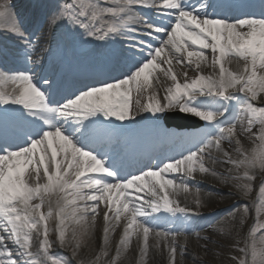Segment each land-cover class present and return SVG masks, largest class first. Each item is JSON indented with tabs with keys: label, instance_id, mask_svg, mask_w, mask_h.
Masks as SVG:
<instances>
[{
	"label": "snow or ice",
	"instance_id": "1",
	"mask_svg": "<svg viewBox=\"0 0 264 264\" xmlns=\"http://www.w3.org/2000/svg\"><path fill=\"white\" fill-rule=\"evenodd\" d=\"M104 4L110 6L99 0H68L50 18V26L64 23L98 41L125 38L128 51L121 55L130 67L122 78L86 85L54 101L34 72L0 70V106H17L29 118L21 143L0 147V264H70L51 251L54 243L75 258L101 216L102 246L92 264L108 257L110 234L118 227L121 235L107 264H119L133 239L142 259L150 247L162 246L169 264H176L178 248L181 256L184 251L178 237H186L187 229H165L160 221L175 217L187 224L197 214L178 199L182 193L192 194L189 181L197 174L217 176L223 183L234 181L245 197L259 179L250 239L238 249L242 256L231 258L235 264H264V106L253 103L264 97V15L233 20L209 15V5L193 6L189 0H104ZM140 9L172 19L157 23ZM0 22L23 44V55L32 63L35 45L8 0H0ZM34 63L40 65V58ZM40 79L48 89L55 85L48 77ZM155 85H162V99ZM175 111L205 126L190 137L191 146L180 158L125 176L117 162L96 146L98 130L113 120H134L140 112L160 119ZM241 136L253 146L245 148ZM225 143L235 144V158L224 149ZM213 151L225 159L217 161ZM206 161L227 163L228 172L235 174L217 173ZM194 203L201 207L198 187ZM244 212L246 216V205ZM53 233L55 242L50 239Z\"/></svg>",
	"mask_w": 264,
	"mask_h": 264
},
{
	"label": "rangeland",
	"instance_id": "2",
	"mask_svg": "<svg viewBox=\"0 0 264 264\" xmlns=\"http://www.w3.org/2000/svg\"><path fill=\"white\" fill-rule=\"evenodd\" d=\"M11 0H8V3L10 5V8L12 12L15 14V16L18 18V22L20 25H22L23 31L25 32L26 36H28L29 33L36 35L39 31V20L47 18V13L44 14V11L48 10V17H49V10L50 8H53V13L56 14L62 5H64L68 0H54V2L49 4L50 6L44 9V7H36L32 10L33 17L28 20L27 16L29 15L30 7L27 9L26 5H20L18 4L16 9L14 8V4L10 2ZM46 2V0H44ZM102 6H110L108 4H104V0H99ZM203 3H206L204 1ZM225 5V4H224ZM219 6L218 3L214 4V9H217ZM227 5L223 6L221 5V9H225ZM259 10H263V8H259ZM141 12H143L147 17H153L155 14V10H149V9H140ZM50 16H52L50 14ZM248 17V15H242L240 18ZM26 24H28L26 26ZM63 24V25H62ZM57 25H62L63 27L68 28V26L64 23H59ZM0 26L5 28L3 23H0ZM69 35L72 37H77V42L74 44H68L66 46L67 51H69L70 48L76 49L79 53H82V51L87 50V47L90 46V43H86L89 39L86 35H81L78 29H72L69 32ZM0 38V70H4V66L10 65L12 62L19 64L20 66H23L25 63H28V61L25 59L24 55L21 54L23 52V49L20 48L17 45V42H19L16 39H13L10 35L6 34L5 31H2ZM125 38L120 37L116 41V44L114 45V49L118 46H122L126 48L127 43L125 44ZM72 45V46H71ZM5 47H8V49L16 50L18 53L10 52V50H7ZM2 49H5L4 51ZM123 50H121V53ZM100 51L98 54L91 57V60H95L98 55H100ZM49 59V56L45 55L43 58H41V64L40 68L38 70L39 78L38 82L43 85L42 79H40V75L43 73L45 64L47 63V60ZM122 72L127 73V68L121 66ZM15 71L21 70L26 71L25 69H14ZM123 76V75H121ZM45 85V84H44ZM160 93V92H159ZM257 106H264V97L258 98L257 101L254 102ZM1 107V106H0ZM163 117V116H162ZM26 119V118H25ZM27 120V119H26ZM161 121V118L159 119ZM21 122V121H19ZM200 124V127L203 126V122H198ZM199 128V127H198ZM176 131H183V130H177ZM256 131V128H253V132ZM179 133V132H177ZM242 144L245 148H251L253 146L252 141L248 139L246 136L240 137ZM99 150L105 151L106 145L97 143L96 145ZM224 149L227 148V143L223 145ZM230 151V150H228ZM233 155V157L236 156L234 152V148L232 151H230ZM217 155L219 157L223 156L222 153L217 152ZM117 162V159L114 157L112 158ZM217 161H221V159H218L216 157ZM135 160V159H134ZM212 163V162H211ZM154 162H131L130 164L127 163L122 167L123 175H128L129 173L138 174L141 170H147L148 168H155L158 165H161L162 163H156L155 167H153ZM207 165V164H206ZM221 167L224 170L219 171L216 170L217 167ZM207 167L213 169L215 172L223 174V175H230L235 174L229 173L228 169L231 167V165L227 163H212L211 166L207 165ZM259 176V173H257ZM198 176V177H197ZM198 178H201V181L211 183L213 185V189L209 191H203V188L195 185L193 187L192 194H180L178 196L180 205L182 207H187L192 209L194 212H196V215H192L189 217V223L185 224L182 223L181 219H176L175 217H169L166 221L161 220V224L165 223H172L175 230L185 231L187 229L186 237L185 235H181L178 237V243L179 245L183 246V256H181L179 248L176 256V264H235L234 260L231 257H241L242 253L239 252L240 247H244L245 241L249 240V231L250 228L255 223L256 213H255V202L257 200V194H258V186L260 184L259 179L253 182V191L247 196H243L240 191H238L234 187V181H229L227 183L221 182V179L217 176H213L210 174L200 175L197 174L195 181H197ZM200 180V179H198ZM217 184V185H215ZM199 188L200 190V197H201V207L199 209L196 208V205L194 203V195H195V188ZM228 190V191H227ZM232 191L236 192V196H233V199L241 198V202H232L230 200L224 201L225 196H231L233 193ZM212 195V196H210ZM218 202L212 201L213 198H216L218 196ZM255 200V201H254ZM254 201V202H253ZM251 202V203H250ZM253 202V204H252ZM247 206L248 213L245 216L244 212V206ZM220 212H224L222 216H219L216 220L212 221H206L208 218H211V216H218ZM102 217V216H101ZM101 217H98L99 219ZM243 219V223H241V220ZM262 220H264V217H261ZM198 225L202 226V229L206 232L207 235L204 237L202 236H191L190 231L188 228L191 226ZM50 228L55 227V222L50 221L49 223ZM219 226V227H218ZM122 231V229L118 228L117 234H119ZM97 233H100V227L99 225L96 226L94 233L92 236L88 239H86L78 252V255L73 258L71 252L67 248H61L58 244L54 243L53 248L51 251L55 254L61 255L63 258L68 260L70 264H78V262H83V264H92V262L95 260V257L100 252V247L102 243L100 242L99 235ZM260 235V233H257V237ZM210 237V238H209ZM206 238V239H205ZM50 239L55 242L56 236L53 233L50 236ZM206 246V247H205ZM162 247V246H161ZM155 249V247H151L150 254L151 256H155L159 252H164L166 255L164 259V264H169V257L168 252L165 249ZM230 247V248H228ZM163 248V247H162ZM35 249V248H34ZM116 250V249H115ZM131 251H133L134 256V248H131ZM135 257V256H134ZM137 258V257H136ZM107 258H102L99 262V264H107ZM111 260V259H109ZM135 260V264H142ZM119 264H133V261L126 260V257L123 255L121 260L119 261Z\"/></svg>",
	"mask_w": 264,
	"mask_h": 264
},
{
	"label": "bare ground",
	"instance_id": "3",
	"mask_svg": "<svg viewBox=\"0 0 264 264\" xmlns=\"http://www.w3.org/2000/svg\"><path fill=\"white\" fill-rule=\"evenodd\" d=\"M204 1L205 0H189V4L193 6H198L200 3ZM206 1H207L206 2L207 5L208 3L211 2L210 8L207 9L209 15H217V16H221V17L234 20V19L239 18L243 14L249 13V11L247 10V7L249 6V4L246 2V0H240V5L238 6V8H236V6L233 5L230 0H206ZM236 1L239 2V0H236ZM216 3L219 4L218 6L219 8L217 10L214 9L213 7V5ZM224 4L227 5V7L225 9H221L220 6L221 5L225 6ZM240 8L243 9L244 12H242ZM255 10L256 11H253L251 14L257 17L264 15V13L259 12L257 8ZM149 19L154 20L157 23H166L170 21L172 18L163 17V16L157 18L156 15L154 14L153 17H149ZM27 25L28 24H26V26ZM62 25L61 26L60 25L50 26L49 21L40 20L39 21V31L37 32V34L33 35L29 33L27 36V38L31 40L33 44L35 45V51L33 52L32 57H31L33 62L25 63L23 66H20L19 64L12 62L10 65H5L4 70L15 71L14 69H25L26 71L34 72L36 76L38 77L39 76L38 69L40 65H36L34 63V61L37 58L44 55V52H48V54L52 55L53 52H55L54 48L57 46L60 49H62L63 47H65L66 44H69V43L74 44L77 42V37H72L68 34V32L72 29L69 27L68 28L63 27ZM2 31H5V33L10 35L13 39L18 40L14 35L6 31L5 28L0 26V35ZM78 31L81 32L82 30H78ZM88 39L89 40L86 43H90L89 49L86 50L82 54V56H84L85 58H89L92 55H95L102 48H111L114 45L115 41L118 39V36L109 37L105 41H98V40H94L91 38H88ZM49 41H54V45L53 46L48 45ZM17 45L22 49L24 48L23 44L20 42H17ZM5 48L8 49V47H5ZM2 50H5V49H2ZM9 50H11L14 53H18V54L20 53L16 50H12L11 48ZM21 54H23V52H21ZM76 57L79 58L78 56ZM232 67L235 68L236 65L233 64ZM176 71H177V74L180 75V73L182 72V69L177 66ZM205 71H208V70L206 69ZM65 74L67 75L66 76L63 75V71L60 65L57 62H55L53 59H51L49 63L46 65V69L43 74V77H48L50 80L55 81L56 90L59 91L58 92L59 94L54 93V95L51 96L52 100L54 101H59L69 96L71 93H75L72 91V89L73 87H75L76 81L74 78L78 76V73H76L75 71H66ZM188 75L192 76L194 75V73L189 71ZM161 79L163 80V77H161ZM180 79L183 80L182 75H180ZM41 87L45 88L46 90V85L41 84ZM155 87L159 90L160 92L159 95L162 99L164 95V90H163L162 85H155ZM55 94H57V97H55ZM134 99H135V96H134ZM1 112H6L8 115L12 117H16L18 120L11 123L10 121H7L1 115ZM22 113H23V110L18 108L17 106H1L0 107V140H3L6 136L13 137L14 131H19L21 133H24L25 131H27L28 125L26 121L29 118L26 116H23ZM155 119L157 120V118L153 117L150 113L140 112L139 114L135 116L134 120L125 121L123 123L115 122L113 124L112 132H108L106 129L98 130L96 140L105 142L104 145H106L107 150H105L104 152H107L108 156H110L111 158L114 157L115 159H117V164L122 168L124 167L125 164L127 163L130 164L131 162H134V161L139 162V163H144V162L150 163L151 160L154 158L155 160H158V162H166L171 159L180 158L182 154L187 153L186 149H188L191 146L189 143L190 137L202 132L205 127L203 125L199 127L198 129L188 130L186 128H182L183 131H176L174 128H168L165 125L160 124L159 137H158L159 143H156L154 134L149 129L151 123H159L158 120L154 121ZM125 131H128L127 136L124 134ZM170 142L172 143V145L168 147ZM20 143H21L20 140L18 142H14L10 145V148H14L16 145ZM227 148H228L226 149L227 151L228 150L232 151V149L235 148V144H233L232 147H229V145L227 144ZM167 149H172V151L169 150L171 152L166 153ZM212 155L214 157H217L218 159H221V161L225 159L223 156L219 157L217 155V152L215 151H213ZM206 164L209 166L212 165L210 161H206ZM216 170L223 171L224 169L219 166L216 168ZM198 179L197 181L191 180L189 181V183L193 186L198 185L202 187L203 191H206V192L208 191V189L209 191L213 189V185L211 183L201 181L202 180L201 178H198ZM231 193H233L231 196L224 197L225 202L227 200L235 202L241 199V198L233 199L232 197L236 196V192L232 191ZM218 197L219 195L216 196V198H213L212 201L218 202L217 200ZM101 210H103V206H101ZM223 213L220 212L218 216L214 218H208L206 221L208 222V221L216 220L219 216H222ZM97 225H99L100 227V233L99 234L97 233V235H99L100 242L102 243V238H103V218L102 217L100 219L99 218L97 219L96 226ZM160 225L162 228L169 229V230H175L172 223H165V224L160 223ZM118 228H116L114 234H110V245L108 248L109 255H108L107 260L111 259L112 256L115 254L116 245L121 235V232L117 234ZM188 229L190 231L191 236L204 237L205 235H207L206 232L202 229V226L198 227V225H195V226H191ZM151 243L152 241H150V244ZM131 248H134L135 257L132 254L133 251H131ZM161 249H164V248L161 247ZM100 250H101V247H100ZM124 256L126 257V260L131 259L133 261V264H135L136 259H138L137 261H139V263H142V264H164V259L166 257L163 251L159 252V254L157 253L155 256H151L150 250H149L146 260L142 259L139 255V246L135 239H133L131 247L129 248L128 252L124 254Z\"/></svg>",
	"mask_w": 264,
	"mask_h": 264
},
{
	"label": "water",
	"instance_id": "4",
	"mask_svg": "<svg viewBox=\"0 0 264 264\" xmlns=\"http://www.w3.org/2000/svg\"><path fill=\"white\" fill-rule=\"evenodd\" d=\"M180 115V114H179ZM180 116H182V117H184V118H187L186 116H184V115H180Z\"/></svg>",
	"mask_w": 264,
	"mask_h": 264
}]
</instances>
